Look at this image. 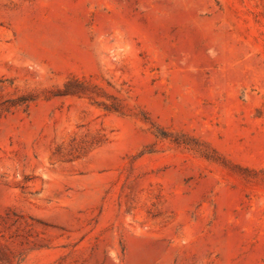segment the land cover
<instances>
[{
  "label": "rangeland",
  "instance_id": "obj_1",
  "mask_svg": "<svg viewBox=\"0 0 264 264\" xmlns=\"http://www.w3.org/2000/svg\"><path fill=\"white\" fill-rule=\"evenodd\" d=\"M0 264H264V0H0Z\"/></svg>",
  "mask_w": 264,
  "mask_h": 264
},
{
  "label": "trees",
  "instance_id": "obj_2",
  "mask_svg": "<svg viewBox=\"0 0 264 264\" xmlns=\"http://www.w3.org/2000/svg\"><path fill=\"white\" fill-rule=\"evenodd\" d=\"M0 257H2V259H6V261L8 260V253H5L4 251H2V249H0Z\"/></svg>",
  "mask_w": 264,
  "mask_h": 264
}]
</instances>
